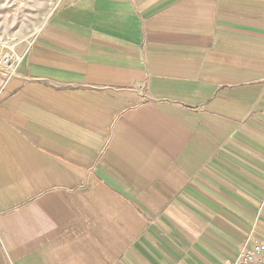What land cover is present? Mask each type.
Instances as JSON below:
<instances>
[{
  "label": "crops",
  "instance_id": "crops-1",
  "mask_svg": "<svg viewBox=\"0 0 264 264\" xmlns=\"http://www.w3.org/2000/svg\"><path fill=\"white\" fill-rule=\"evenodd\" d=\"M264 241V0H59L0 72V264H229Z\"/></svg>",
  "mask_w": 264,
  "mask_h": 264
},
{
  "label": "rangeland",
  "instance_id": "rangeland-1",
  "mask_svg": "<svg viewBox=\"0 0 264 264\" xmlns=\"http://www.w3.org/2000/svg\"><path fill=\"white\" fill-rule=\"evenodd\" d=\"M57 2L0 0V57L9 51L22 54Z\"/></svg>",
  "mask_w": 264,
  "mask_h": 264
},
{
  "label": "built area",
  "instance_id": "built-area-1",
  "mask_svg": "<svg viewBox=\"0 0 264 264\" xmlns=\"http://www.w3.org/2000/svg\"><path fill=\"white\" fill-rule=\"evenodd\" d=\"M22 56L23 53L14 51L3 53L0 57V65L6 72H12ZM229 264H264V241L247 239L235 260Z\"/></svg>",
  "mask_w": 264,
  "mask_h": 264
}]
</instances>
